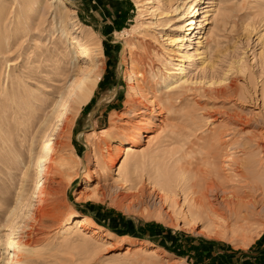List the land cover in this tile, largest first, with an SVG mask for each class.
I'll return each mask as SVG.
<instances>
[{
    "label": "rangeland",
    "instance_id": "obj_1",
    "mask_svg": "<svg viewBox=\"0 0 264 264\" xmlns=\"http://www.w3.org/2000/svg\"><path fill=\"white\" fill-rule=\"evenodd\" d=\"M138 1L146 0H66L70 9L61 12L56 0H0V5L6 7L0 13V264L3 246L12 232L7 223L8 213L20 196H28L36 183L31 166L33 155L57 120L56 110L69 91L71 81L67 78L79 68L67 47L71 45L68 38L56 30L54 20L77 38H84L75 29L77 26L93 38L98 35L107 71L75 118L68 144L60 149V154L70 158L71 168L58 178L62 184L56 186L53 196L58 206L56 219L46 218L40 223L24 218L29 210L26 200L15 217L16 235L22 234L36 250L31 264H228L230 259H237L231 260L234 264H245V261L251 264L252 258L264 261V212L260 211L257 217L232 221L215 234L213 226L202 222L194 225L184 219L181 208L184 196L168 194V199L162 200L156 197L155 190L165 186L169 177L179 178L184 171L189 173L188 183L211 171L210 176L217 177L226 189L238 190L242 184L237 183L234 168L244 155L236 142L242 147L248 146L245 145L248 142L257 159L264 155V147H256L264 144V0H204L200 5L204 9L218 8V43L205 46L197 43L193 34L198 30L204 32L210 24L186 35L192 38L184 39L181 45L170 39L174 36V25L182 22L175 21L178 14L174 7L184 0H154L146 4L139 16ZM226 14L230 18L221 28L220 19ZM59 36L65 43L59 44L57 52L47 53L45 59L43 48L52 49L54 39ZM127 42L137 43L138 48L126 47ZM149 42L160 70L165 59L170 69L179 62L178 55L164 49L180 48L184 52L191 42L205 53L203 59L196 56L190 79L201 81L199 86L207 89L211 81L215 86L221 79L233 77L238 89L229 96H217L201 89L177 103L172 121L151 131L155 135L151 143L142 142L146 153L129 156L118 173L135 178L129 183V190L114 193L115 181L108 176V179L102 175L100 178V165L107 160L114 167V178L119 177L117 167L124 154L117 151V144L130 140L122 128L138 118L123 103L128 97L129 55ZM42 49V56L34 54ZM238 67L241 72L237 71ZM234 117L248 119V123L235 127ZM157 118L154 120L158 121ZM103 128L108 129L107 135L92 138L93 130L99 133ZM66 140L62 138V142ZM26 172L31 177L25 176ZM89 176L91 183H98L97 190L102 196L99 200H78ZM243 189L239 191L245 193ZM165 192L170 193L167 187ZM261 206L258 210H262ZM82 216L90 217L114 235L103 241L98 237L63 233L70 219ZM144 241L164 251H159L155 260L150 259L149 244L141 254L135 252L138 245L146 244ZM128 243L135 247L125 253Z\"/></svg>",
    "mask_w": 264,
    "mask_h": 264
},
{
    "label": "bare ground",
    "instance_id": "obj_2",
    "mask_svg": "<svg viewBox=\"0 0 264 264\" xmlns=\"http://www.w3.org/2000/svg\"><path fill=\"white\" fill-rule=\"evenodd\" d=\"M56 1H58L59 11H69L70 5L65 2L66 0ZM153 2L154 0H146L145 2L138 1L136 3L137 11L139 12L138 16L143 14L146 4ZM204 2V0H184L181 4L174 7V11L178 14L175 21L182 22L174 25V36L170 37L172 42L180 43L184 39L191 40L192 37L186 38V35H192L197 28H203L205 25L210 24L209 28L204 32L199 30L196 31L197 33L193 34V37L195 36L197 43L201 45L205 46L210 42L217 45L218 27L216 25L218 23H216V21L218 20V8L212 6L209 9H204L205 6H200ZM202 9L204 10L202 11ZM4 10H6V7L4 8L2 6L0 8V13L3 14ZM212 11L216 12L213 13ZM229 18V14L222 16L219 24L221 28L225 26L226 21ZM54 21L56 30H61V34H63L65 38H68L67 40L71 45H68L67 47H69L68 49L72 53L74 62L78 64L79 68L76 69V73L73 72L74 74L67 78L71 81L68 86L69 91L67 90L68 94L64 96L65 98L62 100L63 102L58 106V110H56L57 120L54 124H52L47 138L43 140V142H40L39 150H37L35 155L32 154L33 158L31 166L35 175L36 183L33 187L31 186L32 189L28 192V196L25 195L26 198L20 196L14 207L10 209L8 213L7 223L11 227L12 232L9 234L5 246H3L4 257L2 264H31L32 257L36 255V250L32 248L33 245L31 246L29 243L30 241H28V239H24L22 234H20V236L19 234L16 235L17 232L15 233V230H17L15 217H17L18 211L24 207V200H26V203L28 202L27 206L29 207V210L24 213V218L35 219L36 222L40 223H42V221L46 218L50 220L56 219L55 216L57 215L58 206L56 204V197L53 198V196H55L57 192L56 186L62 184V180H58V178L61 177L63 173L68 172L71 168L70 158L60 154V149L62 146H66L68 144L72 133V127L76 120L75 118L79 115L81 109L90 101L95 89L99 86V83L107 71V62L104 60V52L102 46L100 45L98 35L96 38H93V36L83 32L80 26H77L75 29L82 32L84 36V38H77V36H74L71 31L66 28V26L59 23L61 27L63 26L61 28L56 23V20ZM53 42L54 47L52 49L47 46L43 48L46 50V55L43 56L44 58L46 57L45 59H47V53H50L52 50L57 52V49L60 48H58L59 44L61 43L62 45L65 43L62 36L54 39ZM136 44L135 42H127L126 47L134 49L137 47ZM180 45H178V47ZM152 46L150 45V42L145 43L142 48L138 49L136 52H131L129 55L130 65L126 70L129 80V89L128 97H126L123 103L126 105H124L126 110L129 113L133 112L138 115V118L135 119L133 124L122 128L130 140L126 144H123L122 141V143L117 144V151L124 154L121 163L117 167L118 171L116 174L119 175V177L114 178V167L110 166L107 160L100 165L102 170V172L100 171V178L104 176V178L106 177V179H108V176L114 179L115 185L112 187L114 193H122L121 190L123 189L128 191V185H130L129 183L135 179L126 177L127 175L122 177L123 174L121 176L118 174L127 162L126 159L131 155L145 154L146 151L142 148V142L146 141L151 143V140L155 138V135H153L151 131L156 127H161V125L167 121H172L170 119L174 118L173 109L177 103L184 102L188 95L203 89V87H200L201 81H193L190 79V73L196 65V56L203 59L205 51H199L198 48L192 46L191 42L187 45L188 48L184 52H181L180 48L175 50L164 49L165 51H168L169 54L175 53V55H178L177 59L179 62L176 64L177 66L172 68V70L167 67L168 60L165 59V63L161 61L160 70L158 68L159 65L157 66L156 56L153 52ZM1 48L2 44H0V49ZM43 49L39 53L36 52L34 54H37V56L41 54L42 56V53L44 52ZM168 57L170 60L171 56ZM64 59H66V57ZM73 65H75V63H73ZM57 67L59 69V66ZM237 71L241 72L242 70L238 67ZM161 73H163V75L160 76ZM67 74L68 73H66V76H68ZM228 79L229 81H227ZM234 80L235 79L233 77H225L215 86H212L215 82L211 81V87H207V89L204 88L203 90L217 96H229L230 94L235 93L238 89ZM154 117H158V121H155ZM247 121H242L240 120V117H238L234 119L233 124L235 127H238L239 124H246ZM142 123L145 124L141 126ZM107 131V128L99 130V133L98 130H93L90 135L92 138L96 137L98 134L107 135ZM63 137L67 139L66 142H62ZM145 138L148 139L146 140ZM247 144L248 146L242 147L240 142H236L237 148H241L239 150H241V154L244 155V157L242 156L243 158L239 159L235 163L236 167L233 166V168L235 167L234 176L238 179L237 183L240 182L242 184H238L241 186L239 188L241 189L244 187L246 190L245 193L243 191H239L240 189H226L223 182L221 183L216 180L217 177L215 179L213 176H210L211 171L210 174L203 175L200 179H194V182L192 181L188 183L186 180L190 178L189 173L187 171L181 173L180 171H182L183 168H180L179 178L169 177L165 181V186H158L155 188L156 184L153 185L155 190L158 191L156 197L165 200L168 199V194L172 195V197H179V195L184 196V202L181 204V208L184 211V219L194 225H199L202 222L209 225V227L213 226L216 229L213 231L215 234L218 232V229L227 228L232 221H239L240 219L244 220L246 218H252V216H260V214L264 212V155L257 159L255 156L256 153L252 154L253 150H250L251 146L248 142L245 143V145ZM256 145L257 149L264 147V144ZM27 172L25 173V176L29 177L30 174ZM133 172L134 171L132 170V173ZM185 172H187V174ZM175 174L177 175L178 173ZM232 177L233 174L231 178ZM26 185L27 184H24V186ZM24 186L22 187L25 188ZM98 187V183H91V177L89 176L80 194L77 196V199L86 200L93 198L99 200L102 195L99 194L97 190ZM165 187H167V190L170 193L165 192ZM92 190L93 192L91 193ZM127 196L128 194L126 193L125 197ZM260 205L263 206H261L262 210H258ZM185 208L187 209L185 210ZM205 232L207 233L208 230L206 229ZM63 233H72L73 235L80 234L81 236L87 235L92 238L98 237L103 241L110 240L114 235V233L109 230H103L101 226L95 224L94 221L87 216L70 219L64 226ZM142 243L146 244L138 245L134 248L135 252L141 254L143 251H146V245L149 244V247H151V249H149L151 260H155V257L159 256L157 255L159 251H164V249L147 241ZM133 247H135L133 243H128L126 245L125 253L132 251Z\"/></svg>",
    "mask_w": 264,
    "mask_h": 264
},
{
    "label": "crops",
    "instance_id": "obj_3",
    "mask_svg": "<svg viewBox=\"0 0 264 264\" xmlns=\"http://www.w3.org/2000/svg\"><path fill=\"white\" fill-rule=\"evenodd\" d=\"M263 244H264V242H263ZM230 258V257H229ZM253 260H254V262L252 261V260H250V262H252L251 264H264V261L262 262L260 259L258 260H256L255 258H252ZM231 260H234V261H236L237 259H230V260H228L227 262H228V264H229V262L231 261ZM231 263H232V261H231ZM245 264H248L247 263V261H245L244 262ZM232 264H234V263H232Z\"/></svg>",
    "mask_w": 264,
    "mask_h": 264
}]
</instances>
